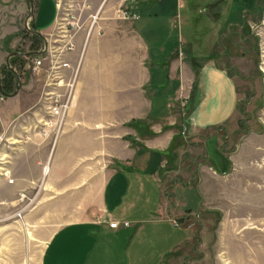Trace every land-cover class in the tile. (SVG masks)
I'll use <instances>...</instances> for the list:
<instances>
[{"label": "crops", "instance_id": "obj_1", "mask_svg": "<svg viewBox=\"0 0 264 264\" xmlns=\"http://www.w3.org/2000/svg\"><path fill=\"white\" fill-rule=\"evenodd\" d=\"M119 3L108 6L100 35H88L87 25L80 32L77 94L46 175L61 187L73 181L56 194H89L85 186L96 178L101 185L86 201L92 215L62 224L42 264H151L157 256L175 264L193 236L183 220L197 207L203 168L210 175L236 161L231 46L246 47L252 0H137L139 19L126 21L115 17ZM141 119L147 124H136ZM78 146L84 150L70 149ZM94 148L104 164L96 177L82 166L58 170L59 157L82 155L85 164Z\"/></svg>", "mask_w": 264, "mask_h": 264}, {"label": "rangeland", "instance_id": "obj_2", "mask_svg": "<svg viewBox=\"0 0 264 264\" xmlns=\"http://www.w3.org/2000/svg\"><path fill=\"white\" fill-rule=\"evenodd\" d=\"M57 1L33 0L32 5L30 0H0V77L11 83L8 94L14 93L17 81L21 84L14 98L0 91V135L5 137L0 157L9 156L0 164L6 169L0 172V264H42L49 241L62 224L92 215L86 201L97 197L94 190L101 185L96 178L89 187L82 185L89 194H56L71 187L73 181L66 179L61 187L53 183L52 174H45L47 166L51 170L56 140L66 133L71 113L60 130L49 128V135H40L47 121L40 113L46 71L35 72L34 58L21 54L43 45L32 31L45 35L53 31ZM79 1L81 4L83 0ZM251 9L244 33L246 47L239 40L236 48L231 46L240 98L235 121L236 161L228 160L210 175L206 166L203 168L195 186L197 207H189L188 218L183 220L193 236L181 250V255H187L175 264H264V0H252ZM95 35L100 33L92 37ZM85 38L79 34L77 46L82 47ZM75 54L70 53L68 61L77 67L80 55L76 59ZM80 72L81 67L78 76ZM195 90L193 86L192 97ZM185 101L187 108L191 99ZM137 123L147 124L143 119ZM70 149L84 150L79 146ZM92 150L91 161L85 164L79 162L82 155L73 157L76 162L59 157L58 170L82 166L81 170L96 177L104 164L100 162V149ZM83 181L78 179L76 184ZM151 264H161L159 256Z\"/></svg>", "mask_w": 264, "mask_h": 264}, {"label": "built area", "instance_id": "obj_3", "mask_svg": "<svg viewBox=\"0 0 264 264\" xmlns=\"http://www.w3.org/2000/svg\"><path fill=\"white\" fill-rule=\"evenodd\" d=\"M112 2L113 0H83L80 4L79 0H73L72 6H64V0H58L53 31L40 37L43 41L40 49L24 54L25 57L34 58L35 72L46 71V87L41 100L40 113L45 116L47 121L43 125L42 130L45 131L40 132L41 135L46 134V130L49 128L60 130L73 108L78 64L77 67H74L68 61V56L76 50L78 36L81 32L80 26L88 23L93 25L94 33L101 34L103 31L101 23ZM136 3L137 0H120L115 17L121 20L139 19L134 8ZM28 28L31 30L29 25ZM45 38L54 39V50H46ZM70 73L72 75L67 79ZM63 88L65 89L63 90ZM40 122L43 123L45 120H40ZM40 127L39 125L37 128ZM3 142L0 141V145ZM7 158H9L8 155L0 157V164ZM110 226L116 228L119 223L111 222Z\"/></svg>", "mask_w": 264, "mask_h": 264}, {"label": "bare ground", "instance_id": "obj_4", "mask_svg": "<svg viewBox=\"0 0 264 264\" xmlns=\"http://www.w3.org/2000/svg\"><path fill=\"white\" fill-rule=\"evenodd\" d=\"M72 4H73V0H64V6H72ZM27 25H29V24H27ZM85 25H87V28H88V35H90L91 32L93 33V30H94L93 25H90L88 23H84L82 26H80L81 27L80 31L83 29V27ZM45 46H46V50H54V39L53 38H45ZM76 50H77V47H76ZM76 74H77V79H78V68H77ZM75 82H76V84H74V89H76L77 80ZM47 135H49V133L43 134V136H47ZM0 141H5V137L0 135ZM12 144H14V143H12ZM48 170H49V168L47 166L45 169V174H48V172H49ZM1 171H6V169L4 167H0V172Z\"/></svg>", "mask_w": 264, "mask_h": 264}, {"label": "water", "instance_id": "obj_5", "mask_svg": "<svg viewBox=\"0 0 264 264\" xmlns=\"http://www.w3.org/2000/svg\"><path fill=\"white\" fill-rule=\"evenodd\" d=\"M31 1V4L33 5V0H30ZM33 7V6H32ZM34 34H36V35H38V36H40V37H43V34H42V32H40V31H32ZM19 90H20V82L18 81V84H17V86H16V89H15V91H14V93H12V94H8V93H6V92H4L3 91V89H2V79H1V77H0V91L4 94V95H6V96H9V97H13V96H16L18 93H19Z\"/></svg>", "mask_w": 264, "mask_h": 264}, {"label": "trees", "instance_id": "obj_6", "mask_svg": "<svg viewBox=\"0 0 264 264\" xmlns=\"http://www.w3.org/2000/svg\"><path fill=\"white\" fill-rule=\"evenodd\" d=\"M12 73V72H11ZM11 83L7 82L6 79L2 80V89L4 92H7L8 89V85H10Z\"/></svg>", "mask_w": 264, "mask_h": 264}, {"label": "flooded vegetation", "instance_id": "obj_7", "mask_svg": "<svg viewBox=\"0 0 264 264\" xmlns=\"http://www.w3.org/2000/svg\"><path fill=\"white\" fill-rule=\"evenodd\" d=\"M251 12H252V11H251ZM251 12H250V14H251ZM237 45H238V43H237ZM222 55H225V49H224V48H222ZM21 56H24V55L22 54ZM235 69L237 70V67H235ZM237 72H238V71H237ZM19 82H20V81H19ZM17 84H18V81H17L15 87L17 86ZM15 89H16V88H15Z\"/></svg>", "mask_w": 264, "mask_h": 264}]
</instances>
